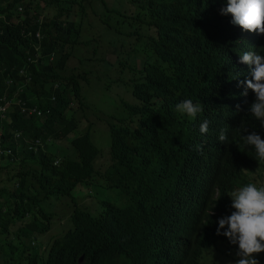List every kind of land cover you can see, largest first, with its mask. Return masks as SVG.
<instances>
[{"label": "clouds", "instance_id": "9594fccd", "mask_svg": "<svg viewBox=\"0 0 264 264\" xmlns=\"http://www.w3.org/2000/svg\"><path fill=\"white\" fill-rule=\"evenodd\" d=\"M45 2L40 1L42 11L30 8L27 16L28 24L37 23L36 31L24 29L27 18L19 3L5 12L11 14L9 27L33 39L31 49L36 54L43 35L40 25L50 18ZM136 2L139 14L134 33L144 31L148 45L129 46L130 66L121 73L117 93L101 100L86 117L72 112L63 118L47 103L32 100L20 111L24 129L6 128L9 108L21 103L20 96L27 92L25 84L11 78L13 69L7 72L0 67L5 83L0 92V165H11L0 184V208L34 216L36 220L29 226L41 231L28 236L29 250L23 254H3L1 242L15 241L17 230L0 227V264H188L195 253L197 229L222 204L230 205L232 212L218 220L216 235L227 240L201 246L196 257L199 264L205 248L216 249L221 253L217 255L226 259L237 257L235 264H264V258L259 261L264 253V188L258 189L260 184L255 180L230 187L220 176L223 167L240 163V141L248 149L253 147V156L264 164V140L260 136L264 137V0H227L220 14L231 16L230 27L185 34L171 29L163 32V56L158 54L151 26L168 12L165 2ZM5 13L0 20L5 21ZM15 46L23 56L27 54V62L32 61L29 47ZM183 49L190 56L197 51L212 65L211 81L193 89L186 86L164 98L165 84L184 72L181 67L171 68L177 64L176 52ZM22 62L23 58L17 65ZM19 72L23 73V68ZM149 72L154 73L148 88L138 89L136 96L147 98L154 89L146 109L161 113L157 145L137 137L127 118L113 110L121 101L134 102L133 86ZM75 123L77 130L73 129ZM90 133L106 146L103 153L108 184L104 192L108 196L120 193L135 204L143 203L147 196L169 199L166 211L153 225L143 228L133 220L112 223L104 218V227L97 221L82 227L69 213L71 227L64 231L56 229L62 217L47 216L44 205L43 209L27 210L28 191L19 178L20 173L27 174V165L18 159L19 154L31 151L34 155L39 146L45 148L49 143L67 149L72 137L81 140L86 151ZM158 211L153 209L155 214ZM86 236L88 241L76 244ZM233 249L235 254H231ZM233 255L235 259H231Z\"/></svg>", "mask_w": 264, "mask_h": 264}, {"label": "trees", "instance_id": "16d2710c", "mask_svg": "<svg viewBox=\"0 0 264 264\" xmlns=\"http://www.w3.org/2000/svg\"><path fill=\"white\" fill-rule=\"evenodd\" d=\"M41 0H3L5 9L19 3L24 9V18L29 17L30 8L36 12L40 9ZM168 12L158 17L151 26L152 36L157 39L158 54L163 56L162 46L165 42L163 32L169 29L178 33L203 32L215 28L230 27L231 16H222L220 9L227 6V0H164ZM50 18L43 20L40 47L38 53L31 49L33 39L21 34L16 27H9L11 14L5 13V21L0 20V66L11 69L12 79H18L25 84L26 93L20 96L19 104L11 106L6 116L5 127L17 130L24 129V121L20 116L32 100H40L61 113L63 118L78 112L81 117L99 105L105 98H113L123 74L129 66V52L124 47V40L134 35V23L139 14V4L136 0H46ZM204 17L195 19V16ZM7 21V22H6ZM24 22L26 30L36 31L37 23ZM86 27L83 39H80L82 28ZM16 44L29 47L32 61L27 62V54L16 49ZM23 62L17 65L21 59ZM177 64L171 68H184L165 84L164 98L170 97L185 87L195 88L210 83L212 65L204 62L203 56L195 51L187 55L186 51L176 52ZM23 68L24 72L19 70ZM154 72L146 73L133 86L134 102L121 101L115 104L114 112L125 116L135 135L157 145L159 144L158 111L146 109L150 97L154 95L151 89L149 96L137 97L138 89H147L148 81ZM120 76V79H119ZM95 79L99 86H91ZM119 79V80H118ZM5 83L0 75V92ZM88 97L93 100L89 101ZM73 129L77 130V123ZM89 144L85 146L81 140L72 137L67 149L49 143L37 153L31 151L20 153L19 160L27 166L26 173L19 174L22 185L27 188V210L37 207L43 209L47 216L62 217L73 214L80 226L85 227L93 221L104 227L105 219L112 223L136 221L141 227L153 225L170 204L167 198L147 196L143 203L135 204L117 193L115 197L108 196L104 189L108 184L104 170L107 163L103 151L105 143L95 134H89ZM10 164L0 165V184L5 182L3 174ZM254 173L251 174L250 170ZM264 164L256 159L223 167L220 172L223 182L230 187H242L255 180L264 188ZM66 200V201H65ZM217 212L208 216L200 224L195 235V253L191 255L188 264H199L201 246H210L219 241L227 240L223 235H216L218 220L230 215V205L222 204ZM157 208L158 213H153ZM105 218V219H104ZM36 220L23 211H15L10 207L0 208V227L17 230L16 240L2 241L3 254H23L29 250L28 236H35L39 230L29 225ZM39 222H44L41 219ZM90 231V229H89ZM21 232V235L19 234ZM15 233V232H13ZM26 235L25 237L22 235ZM88 234V230L86 232ZM89 237L81 238L76 244L88 241ZM256 257V254H253ZM264 258L261 254L259 261ZM231 259H235L234 255Z\"/></svg>", "mask_w": 264, "mask_h": 264}, {"label": "rangeland", "instance_id": "374dc122", "mask_svg": "<svg viewBox=\"0 0 264 264\" xmlns=\"http://www.w3.org/2000/svg\"><path fill=\"white\" fill-rule=\"evenodd\" d=\"M43 4V3H42ZM8 12V9H5V5L3 4V0H0V18L2 17V15ZM12 20H15V16L13 15ZM86 31V27L82 28V32L80 35V39H83L84 33ZM132 45L135 46L137 48H142L144 46L148 45V40L145 36L144 31H140V32H135L134 35L130 38L129 40H124L123 45L124 47H127L128 45ZM150 51V49H149ZM91 86H98L99 83H97L95 81V79H91L90 81ZM88 100L91 101L92 98L88 97ZM75 132H73L74 134ZM72 134V135H73ZM260 135V134H258ZM261 139L264 140V137L262 135ZM252 152H255V149L253 147H251V149H248L245 147L244 145V141H240L239 143V148L237 151V158L239 160L240 163L247 161L248 159H255V156H253ZM253 170H250V173H252ZM3 175H5V172H1ZM15 183L11 184L9 186V188H12L14 186ZM35 225V224H34ZM71 227V223L69 222V213L65 214L64 216H62V219L60 220L58 226L56 227V229H62L64 231H67L69 228ZM203 259H201L202 264H235V260H230V259H226L222 256H219L217 254H221L219 253L216 249L214 248H205L203 250ZM231 254H235V250L233 249L231 251Z\"/></svg>", "mask_w": 264, "mask_h": 264}]
</instances>
